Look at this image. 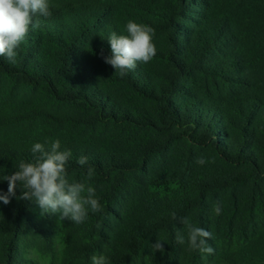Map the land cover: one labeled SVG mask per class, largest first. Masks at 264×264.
<instances>
[{"label":"trees","instance_id":"trees-1","mask_svg":"<svg viewBox=\"0 0 264 264\" xmlns=\"http://www.w3.org/2000/svg\"><path fill=\"white\" fill-rule=\"evenodd\" d=\"M51 3L16 63L0 57V178L59 139L71 180L89 158L102 211L75 224L0 201V264H264V0ZM129 20L155 29L157 55L121 78L104 57ZM173 212L214 254L189 250L186 229L176 242Z\"/></svg>","mask_w":264,"mask_h":264},{"label":"clouds","instance_id":"clouds-1","mask_svg":"<svg viewBox=\"0 0 264 264\" xmlns=\"http://www.w3.org/2000/svg\"><path fill=\"white\" fill-rule=\"evenodd\" d=\"M56 6L51 0H0V57L15 64L17 49L30 31L41 26L39 17L51 16V9ZM126 32V35L110 33L107 40L111 52L104 57V62L111 65L114 73L121 78L135 70L138 64L149 63L157 55L153 27L129 20ZM31 153L30 161L21 160L14 173L0 178L8 182L7 192L0 189V201L4 205L9 204L13 197L18 201L34 202L41 210V215H57L59 220L66 219L75 224L84 223L89 211H102L96 190L88 183L94 176V169L89 165L87 156L81 155L76 161L80 166H87L86 177L81 181H73L69 177L72 152L62 149L59 139L34 143ZM207 162L203 156L196 160L201 166ZM17 182L21 188L19 196L16 195ZM214 212L216 215L221 214L220 201L214 205ZM171 215L174 221L179 219L184 226L176 232L178 244L185 243L186 229L189 250L199 251L202 255L214 254L215 249L207 243L208 239H212L210 231L192 224L187 217H178L175 212ZM152 250L163 254L162 241L157 239L152 244ZM91 264H109V260L103 254L93 255Z\"/></svg>","mask_w":264,"mask_h":264}]
</instances>
